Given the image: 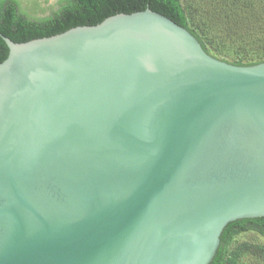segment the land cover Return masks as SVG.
<instances>
[{
    "label": "water",
    "instance_id": "1",
    "mask_svg": "<svg viewBox=\"0 0 264 264\" xmlns=\"http://www.w3.org/2000/svg\"><path fill=\"white\" fill-rule=\"evenodd\" d=\"M0 37V264H209L264 216V62L150 8Z\"/></svg>",
    "mask_w": 264,
    "mask_h": 264
},
{
    "label": "trees",
    "instance_id": "2",
    "mask_svg": "<svg viewBox=\"0 0 264 264\" xmlns=\"http://www.w3.org/2000/svg\"><path fill=\"white\" fill-rule=\"evenodd\" d=\"M220 3L222 8L229 11L238 7L249 8L254 4L250 0H220ZM58 5V8L49 15L33 16L21 7L19 0H0V34L14 42H23L61 33L79 25H94L117 13H132L150 8L186 28L208 54L216 57L211 53L212 47L207 34L209 27L202 29L193 24V14L184 4V0H59ZM7 54L8 48L0 37V62ZM259 62H264V58L232 63L251 65ZM244 230H252L264 236V216L242 218L227 223L209 264H245L243 258L264 261L263 245L248 241L233 245L234 236Z\"/></svg>",
    "mask_w": 264,
    "mask_h": 264
},
{
    "label": "rangeland",
    "instance_id": "3",
    "mask_svg": "<svg viewBox=\"0 0 264 264\" xmlns=\"http://www.w3.org/2000/svg\"><path fill=\"white\" fill-rule=\"evenodd\" d=\"M19 1L21 7L33 16L49 15L59 6V0ZM250 2L254 4L249 8L238 7L229 11L221 7L220 0H184L193 14V24L202 29L209 27L211 53L230 63L264 58V3L263 0ZM241 241L264 246V236L252 230L237 233L233 245ZM243 261L245 264H264V261L249 258H243Z\"/></svg>",
    "mask_w": 264,
    "mask_h": 264
}]
</instances>
